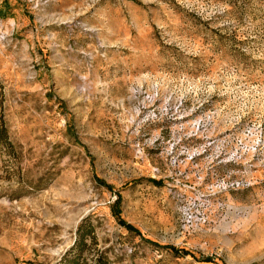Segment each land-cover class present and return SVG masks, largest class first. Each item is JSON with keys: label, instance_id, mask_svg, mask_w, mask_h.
Segmentation results:
<instances>
[{"label": "rangeland", "instance_id": "obj_1", "mask_svg": "<svg viewBox=\"0 0 264 264\" xmlns=\"http://www.w3.org/2000/svg\"><path fill=\"white\" fill-rule=\"evenodd\" d=\"M0 114V264H60L86 219L90 264H264V148L251 170L215 146L264 139V0H0ZM173 151L250 183L191 235Z\"/></svg>", "mask_w": 264, "mask_h": 264}, {"label": "built area", "instance_id": "obj_2", "mask_svg": "<svg viewBox=\"0 0 264 264\" xmlns=\"http://www.w3.org/2000/svg\"><path fill=\"white\" fill-rule=\"evenodd\" d=\"M263 129L259 127H249L240 134L233 133V137L224 138L215 145L219 151V163L240 165L245 163L248 169L253 170L255 161L264 148V139L262 137ZM214 145V142H212ZM214 146V147H215ZM174 150V147H172ZM171 152V165L176 171V180L169 190L177 204L179 214V228L184 235H191L201 229L209 221V212L212 208V197L240 187L250 186L245 180H226L217 179L205 188V177L187 172L189 164H195V161L203 153H188L186 160L180 159ZM264 171V165L262 166ZM155 173H160L159 168L154 169ZM170 186V184H169Z\"/></svg>", "mask_w": 264, "mask_h": 264}, {"label": "trees", "instance_id": "obj_3", "mask_svg": "<svg viewBox=\"0 0 264 264\" xmlns=\"http://www.w3.org/2000/svg\"><path fill=\"white\" fill-rule=\"evenodd\" d=\"M6 139H8V130L6 128L3 116L0 114V141ZM85 222L79 225L77 230V241L74 246L63 256L60 264H90L91 261L84 257V251L87 247L86 239L88 236H91L92 228L89 226L87 227ZM92 261V264H115L103 254H100Z\"/></svg>", "mask_w": 264, "mask_h": 264}]
</instances>
